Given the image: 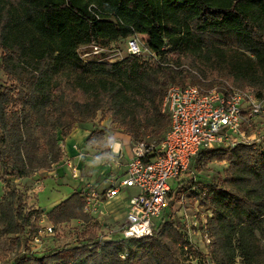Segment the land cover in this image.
I'll list each match as a JSON object with an SVG mask.
<instances>
[{
  "label": "trees",
  "instance_id": "1",
  "mask_svg": "<svg viewBox=\"0 0 264 264\" xmlns=\"http://www.w3.org/2000/svg\"><path fill=\"white\" fill-rule=\"evenodd\" d=\"M134 37L145 38L149 55L105 63L77 52ZM0 72V237L16 248L7 264H264V127L256 126V146L200 149L192 174L216 161L228 166L209 183L171 186L167 209L141 240L115 233L100 245L81 191L47 211L32 187L67 166L64 141L85 123L84 145L96 153H107L98 144L109 128L159 153L169 86L210 89L223 79L264 99V0H0ZM186 191L200 207L194 226L169 211ZM45 220L53 234L78 224L77 242L41 248L52 235H39Z\"/></svg>",
  "mask_w": 264,
  "mask_h": 264
},
{
  "label": "built area",
  "instance_id": "2",
  "mask_svg": "<svg viewBox=\"0 0 264 264\" xmlns=\"http://www.w3.org/2000/svg\"><path fill=\"white\" fill-rule=\"evenodd\" d=\"M77 52L84 62L105 63L121 61L125 56L150 54L137 37L129 39L123 47L87 46ZM220 86L210 89L191 85L169 86L162 111L170 117V128L160 143V152H155L153 144H130L131 158L123 178L111 181L103 191L89 187L85 191V212L95 220L102 219L104 203L117 199L123 188L134 189L136 192L128 198L124 221L118 231L127 240L151 237L155 220L168 207L169 180L183 176L200 149L242 143V126L249 122L248 117L264 114L263 99L256 98L253 90H239L228 83ZM121 148L120 145L113 159L121 157ZM108 151L112 156L110 147ZM67 166L72 177L77 178L75 167L69 162ZM52 232V227L46 226L39 235ZM111 234H99V244L103 245ZM34 242L39 243V239L35 238Z\"/></svg>",
  "mask_w": 264,
  "mask_h": 264
},
{
  "label": "rangeland",
  "instance_id": "3",
  "mask_svg": "<svg viewBox=\"0 0 264 264\" xmlns=\"http://www.w3.org/2000/svg\"><path fill=\"white\" fill-rule=\"evenodd\" d=\"M141 44L144 43V39L142 37H139ZM4 77L2 76L0 72V83L4 82ZM223 79L216 81L215 87L220 86V84H223ZM209 80L205 81V84L208 85ZM222 86V85H221ZM220 86V87H221ZM209 89V88H207ZM264 102V99H263ZM264 105V103H263ZM252 123L249 119V122L246 124H243V133H244V140L242 143L245 144H252L256 146L259 142L260 135H262V131L257 129L256 126L264 127V114L251 116ZM107 124H99V128H104ZM109 127V126H108ZM92 129L91 123H85L81 125L79 128L75 129L73 133L64 141V149L65 151L69 152L71 151V148L76 147L75 151L78 153V156L81 157L83 154L85 158H83L78 165H73L75 169L78 172V177L75 179L72 177L71 169H62V176L59 178H52L48 174H45L43 176H40L38 180H35L32 187L35 188L37 186L36 184L40 185L42 187V191L37 192L36 194V202L37 206L41 209H45L49 211L52 207L60 203L62 200L66 199L74 190L82 191L83 195L85 194V191L89 188H96L102 187L104 184L105 179L108 176H113L114 174H117L120 176L118 179L123 178L124 170H126V163L130 156V151H127V147L130 149V144L127 143L126 137L123 136L120 133H116L114 131V128L107 129V137L104 138L101 142H99V150L104 149L106 146V141L109 136L113 137L115 142H118L122 148L121 151V157L116 159H111L109 162L106 159V156L104 157V162L91 165L90 161L92 159H95L96 157H101L100 154L103 153H96L95 149L90 146H85L84 142L89 136V133ZM70 138L71 142L69 141ZM67 141V142H66ZM69 143V144H67ZM67 144V145H66ZM69 146V148L67 147ZM212 148L219 147L217 145L210 146ZM108 148V147H107ZM126 148V149H125ZM124 149V150H123ZM72 152V151H71ZM108 152V149L107 151ZM103 159V157H101ZM228 166V162H212L205 164L201 171H187L183 176H181L179 179H172L169 180V184L173 187V189L176 191L178 187V181H181L183 179H186V181L190 178L192 180L188 181V185H191L192 182H198L201 181L202 183H209L211 181V177H215L218 175V173H223V170ZM195 170V169H193ZM117 179V180H118ZM78 184V185H77ZM77 185L79 187L74 188L73 186ZM36 190V189H35ZM136 191L134 189H122L121 196L119 195L118 198L110 203L105 204L107 205V217H103L102 219H97L93 221V224H98L100 228V234L102 233L103 236L108 233H112L111 235L116 233V237L120 235L119 227L124 221V216L126 213L127 205H128V198L130 195L134 194ZM4 193L3 184L0 181V198L2 197ZM33 195V194H32ZM190 191H186L184 194H182L180 200L178 202L176 201L174 205L172 206L169 211L172 213V215H180L183 216L186 221L191 223L193 226L196 224L195 217L196 213L198 211L199 204L198 202L192 201L190 198ZM159 220V219H158ZM157 220V221H158ZM156 221V222H157ZM43 225H48L46 220L44 221ZM78 224L71 223L66 225L59 226L52 235H46L42 239L41 242H43L42 247H62L65 245H73L77 242V237L75 235V228ZM51 234V233H50ZM191 237H193V234H190ZM40 249V248H38ZM16 248L14 244H10L5 238L0 237V264H7L9 261H11L14 257Z\"/></svg>",
  "mask_w": 264,
  "mask_h": 264
},
{
  "label": "crops",
  "instance_id": "4",
  "mask_svg": "<svg viewBox=\"0 0 264 264\" xmlns=\"http://www.w3.org/2000/svg\"><path fill=\"white\" fill-rule=\"evenodd\" d=\"M90 134V133H89ZM68 148H69V146H68ZM73 148V147H72ZM71 148V149H72ZM123 148V147H122ZM122 148H121V151H122ZM126 148H127V151L129 152L130 151V149H129V147H127L126 146ZM125 148V149H126ZM74 149H76V147H74ZM124 150V149H123ZM72 151V152H71ZM71 151H69L68 152V154H67V152H66V158H65V162H69V163H71V165L73 164L74 166L75 165H78L79 163H80V161L82 160V158L81 157H79L78 156V153L74 150H71ZM109 151L107 152V153H105V154H100V156L101 157H103V159H104V157L106 156V159L105 160H107L108 162L111 160V159H108L109 157H112V156H110L109 155ZM84 156V155H83ZM100 157V158H101ZM84 158H85V156H84ZM130 158H131V152H130V156H129V159H128V161H127V163H126V165H125V167L127 166V164H128V162H129V160H130ZM102 159V158H101ZM62 169L64 170V169H68L67 168V166L65 165V164H63L61 167H59L55 172H51V173H49L48 175L50 176V177H52V178H54V179H56V178H59L60 176H62ZM125 171L126 170H124V173H125ZM124 175V174H123ZM120 176H118L117 174H114L113 176L111 175V176H108L106 179H105V181H104V184H103V186L102 187H96L97 188V190L98 191H103V190H105L106 188H107V186L109 185V183L111 182V181H117V179L119 178ZM76 179V178H75ZM37 185V187H36V190H34V193L36 194L37 192H40V191H42V187L40 186V185H38V183L36 184ZM78 185V184H77ZM77 185H74L73 187L74 188H76V187H79V186H77ZM76 189H78V188H76ZM76 191H78V190H76ZM83 191V190H82ZM81 191V192H82ZM120 196H121V193H120ZM116 200V199H115ZM115 200H113V201H111V202H107V203H104L103 204V209H104V217H107V210H105V209H107V205L108 204H110V203H112V202H114ZM105 204H107V205H105Z\"/></svg>",
  "mask_w": 264,
  "mask_h": 264
},
{
  "label": "clouds",
  "instance_id": "5",
  "mask_svg": "<svg viewBox=\"0 0 264 264\" xmlns=\"http://www.w3.org/2000/svg\"><path fill=\"white\" fill-rule=\"evenodd\" d=\"M106 146L110 147L111 150H112V157H109L108 159L115 158V154H116L117 150L119 149L120 145L117 142H115L113 137L109 136L107 138V141H106ZM81 158L82 159L84 158L83 154L81 155ZM104 161H105L104 159H101L100 157H96L95 159H92L90 161V164L91 165H96V164L102 163Z\"/></svg>",
  "mask_w": 264,
  "mask_h": 264
},
{
  "label": "bare ground",
  "instance_id": "6",
  "mask_svg": "<svg viewBox=\"0 0 264 264\" xmlns=\"http://www.w3.org/2000/svg\"><path fill=\"white\" fill-rule=\"evenodd\" d=\"M71 139H73V138H70V140H69L70 142H71ZM66 142H67V141H66ZM74 142H75V141H74V139H73V143H74ZM67 144H69V143H67ZM67 144H66V145H67ZM69 145H70V144H69ZM67 147H68V146H67ZM71 150L74 151L75 149L72 148ZM69 151H70V150H69ZM69 153H70V152H69Z\"/></svg>",
  "mask_w": 264,
  "mask_h": 264
}]
</instances>
